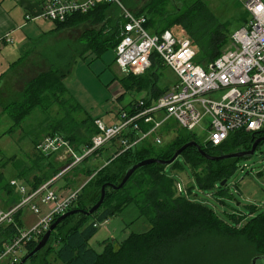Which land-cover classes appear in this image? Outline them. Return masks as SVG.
Masks as SVG:
<instances>
[{
  "label": "trees",
  "instance_id": "16d2710c",
  "mask_svg": "<svg viewBox=\"0 0 264 264\" xmlns=\"http://www.w3.org/2000/svg\"><path fill=\"white\" fill-rule=\"evenodd\" d=\"M123 3L127 7L136 6L132 0ZM237 6H241V3L237 2ZM135 12L148 15L146 26L153 31H174L180 28L194 43L198 62L214 60L231 43L233 31L230 32L227 22H221L203 0H148ZM243 15L246 17L242 19L241 26L247 22V12L244 11ZM72 20L99 26L84 32L80 41L73 45L76 53L83 49L100 55L109 49H115L120 41L124 20L122 9L117 4L101 3L87 13H77L66 21L57 23L61 26ZM44 57L48 60L49 67L32 77L23 90L17 93V99L3 104L6 119L12 120V124L3 134L24 129V133L29 137L33 135L32 140L36 146L45 136L59 133L81 153L83 148L91 145L92 136L98 132V128L94 123L95 119L87 114L65 84V78L72 70L75 57L70 52L54 55L49 51H46ZM22 59L23 56L13 64ZM151 59L152 65L144 74L119 78L121 86L127 91L146 93L144 97L147 103L164 94L171 82L168 79L161 80L160 70L167 67L162 64L156 52L152 53ZM4 75L5 73L0 76V80ZM131 106L132 101L126 108L131 110ZM39 115H45L43 120L48 122L47 126L37 122ZM2 121L4 122L5 118H1L0 123ZM149 126L142 123L143 129ZM36 129H40V133L32 134L31 130L37 132ZM184 130L179 131L174 142L160 151L154 150L150 140H145L120 154L118 148L112 151L103 167L89 170L90 180L81 188L77 200L68 210H89L99 200L102 185L119 184L126 170L133 164L151 157L169 159L185 143L197 141L190 131ZM259 135L260 132L236 130L218 146L197 142L208 154L219 155L249 150ZM103 150L105 147L100 148L97 153L101 155ZM38 154L36 160H45L50 164L56 157L45 156L39 152ZM181 155L191 166L202 189L214 187L224 179L228 180L240 160H210L204 157L196 146L187 147ZM70 161L71 159L67 160V163ZM24 165L25 163L19 164L18 171L21 172L16 176L30 184L26 177L27 170L20 169ZM165 168L166 166L160 163L148 164L138 168L120 189L107 188L102 205L94 213L86 215L78 212L66 217L52 231L47 245L26 264H50L46 259L43 262L38 261L43 252L55 253V258L63 264H192V261L195 264L198 260L201 264H253L254 259H257V264H264V211L246 218L239 214L233 215L238 227L230 226L214 209L191 200L190 196L178 193L175 179L167 175ZM36 179L35 183L30 184L33 189L47 181L43 177L37 178V175L34 180ZM11 180L13 179L8 181L0 172V191L6 190L15 205L20 202V198L19 195H14ZM188 192L191 190L188 189ZM130 204L137 205L141 217L148 221L149 228L132 232L118 247L109 242L103 252H97L90 246L89 241L98 231L99 225ZM56 219L57 217L54 221ZM0 231L1 251L3 244L15 235L16 227L10 223L4 227L0 226ZM38 242L34 240L29 243L26 254L31 252ZM241 244L253 253L251 263L246 260L244 263H232L231 260L226 262L228 253ZM220 250L224 252L222 257Z\"/></svg>",
  "mask_w": 264,
  "mask_h": 264
},
{
  "label": "built area",
  "instance_id": "2783aa9c",
  "mask_svg": "<svg viewBox=\"0 0 264 264\" xmlns=\"http://www.w3.org/2000/svg\"><path fill=\"white\" fill-rule=\"evenodd\" d=\"M105 2L122 6L124 22L114 62L121 77L144 74L152 65V53L156 52L162 64L173 72L174 80L164 94L150 103L144 97L146 93H140V97L130 100L132 111L126 108L130 102L121 106L117 110L119 121L114 124L96 118L94 123L98 132L92 136L91 145L83 148L81 153L62 134L45 136L37 144L39 153L56 155L62 160L71 159L55 179L86 157L100 155L97 151L116 139L120 144L118 154L145 140L162 143L160 130L170 118L188 131L205 122L210 133L205 144L214 146L224 143L236 130L264 135V0L240 1L248 16L247 22L232 33L233 47L204 63L196 61V47L185 33L180 35L169 29L153 31L146 26L148 15L131 11L122 0H44L40 12L28 13L26 19L64 22L74 14L87 13ZM4 39L13 42L9 35ZM215 93H221L220 97H212ZM161 112L166 113L162 119ZM142 123L150 126L143 129ZM55 179L29 190L17 180H11L13 186L19 185L25 196L9 210H0V223L7 222L16 227L15 235L3 244L0 264L20 263V252L27 251V245L34 240L39 241L54 219L77 200L85 184L71 190L69 197L65 198L50 190ZM176 189L178 193L190 194L180 182H176ZM25 205H30L37 216L43 214L42 206L49 209L32 225L18 227L14 215Z\"/></svg>",
  "mask_w": 264,
  "mask_h": 264
},
{
  "label": "rangeland",
  "instance_id": "374dc122",
  "mask_svg": "<svg viewBox=\"0 0 264 264\" xmlns=\"http://www.w3.org/2000/svg\"><path fill=\"white\" fill-rule=\"evenodd\" d=\"M136 3L134 7H127L137 11L141 9L148 0H132ZM208 4L211 10L216 14L221 22H227L230 32L241 26L242 19L246 17L244 9L241 6H237V2L241 0H203ZM122 2H128V0H122ZM241 3V2H240ZM124 4V3H123ZM128 4V3H126ZM128 6H131L128 4ZM122 9V6H120ZM44 18L37 22L41 29V36H43L38 42L40 45L34 46L36 50L46 48L49 53L55 49V43L51 42L52 39L56 41L58 45L69 46L71 42L80 41L81 36L84 35L90 28H98L99 26L92 25L88 22L70 21L67 24L61 25V27L78 26L72 30L66 31L63 38L53 37L58 36L62 33V29H59L55 22L52 20L47 21ZM177 34L182 35V30L176 28L174 30ZM39 39V38H38ZM78 41V42H79ZM48 43V44H46ZM46 44V45H43ZM54 46V47H53ZM23 46L16 47L14 61L19 60L23 57V60L27 57L31 47H26L23 50ZM33 47V48H34ZM233 47L232 42L227 47ZM46 49L45 52L47 51ZM28 50V51H27ZM47 51V52H48ZM76 54L74 64L70 74L65 78V84L69 88L75 99L83 106L87 114L93 119L101 118L108 124H114L118 122L117 110L124 104H128L133 98L140 97L141 94L126 89L121 86L119 78L122 76L115 68L114 62L116 58L115 49H109L104 53L97 55L92 51H81ZM54 54V53H52ZM45 62H48L47 60ZM44 68L33 67L31 64L26 65V69H22V75L18 77L12 76L10 78V87H4L3 93H0V119L5 118V121L0 123V172L6 176V179H15L20 184L28 185L26 181L17 178L18 166L20 163L24 166L20 167L22 171L27 170L26 177L29 179L31 184L37 181L34 180L35 176L43 177L44 180L51 181L55 179L60 171L63 170L67 160H62L59 157L52 159V163L48 161L36 160L39 156L37 145L33 143L31 135L28 136L24 133V129H17L12 133L3 134L5 130L12 124V120H7L6 115L3 112V104L7 101L17 99L18 92H21L30 78L37 75L40 70ZM161 80L166 79L174 80V74L170 69L160 70ZM13 90V94L10 98H6V90ZM5 90V92H4ZM221 93H215L212 95L214 98H219ZM160 118L166 116L165 112L159 114ZM45 115H39L38 121L43 125L47 126L48 122L43 120ZM36 124V120H35ZM44 127V126H42ZM32 134L35 135L40 133V129L31 130ZM179 131H185L174 118H170L164 128L160 130V138L162 143H153L155 151L166 149L176 139ZM190 133L199 141L201 144H205L209 138L208 126L205 122L200 123ZM43 139V138H42ZM119 141L114 140L111 144L105 146L101 155H91L85 161H82L77 166L69 169L64 175L59 176L52 183L50 190L55 192L57 195H62L68 198L71 190H76L81 184H84L90 180V171L103 167L108 158L112 155V151L119 148ZM243 167V168H242ZM91 169V170H90ZM90 170V171H89ZM165 171L169 177L175 179L176 182H180L184 189H190L189 198L191 200L202 203L217 213V215L223 219L230 226L238 227V223L233 215H243L251 217L257 215L259 212L264 211V141L260 144L252 156L241 158L237 161V167L233 174L228 177L227 184L222 186L217 183L214 187L202 189L200 188L196 175L192 170L191 166L186 162L183 155H179L174 163L166 166ZM44 182V183H46ZM43 183V184H44ZM29 184V185H30ZM42 185V184H41ZM40 185V186H41ZM39 186V187H40ZM222 186V187H221ZM38 187V188H39ZM18 185L14 186V195H19L20 201L24 198L25 194L21 192ZM185 196L187 193H183ZM12 198V197H11ZM10 195L6 190L0 191V210L7 211L13 202L10 200ZM40 200H36L39 202ZM35 202V203H36ZM48 206H42L43 214L37 216L30 208V205H25L21 211L15 213L14 218L19 227H28L33 223L37 222L39 217L44 216L47 213ZM246 221V220H245ZM244 221V224L246 223ZM7 222H1L0 226H7ZM148 221L141 217L140 210L135 204L128 205L121 212L113 215L107 221L99 225L98 231L90 239L89 244L97 252L101 253L105 249V245L109 242L113 243L115 247H118L121 242L126 240L132 232H141L149 228ZM2 231H0V237ZM1 240V239H0ZM222 251V250H220ZM27 251H21L20 256H25ZM220 256L224 252H219ZM253 253L251 254L247 247H243L241 244L233 252H229L225 258L226 262L231 260L232 263L244 260L251 263ZM44 259L48 260L50 264H63L60 260L55 258V253L43 252L39 255L38 261L43 262ZM38 261L36 263H38ZM193 264V261H192ZM195 264H201L195 262Z\"/></svg>",
  "mask_w": 264,
  "mask_h": 264
},
{
  "label": "crops",
  "instance_id": "0c3cea01",
  "mask_svg": "<svg viewBox=\"0 0 264 264\" xmlns=\"http://www.w3.org/2000/svg\"><path fill=\"white\" fill-rule=\"evenodd\" d=\"M43 2L44 0H0V76L3 73H5V75L0 80L1 94L3 93L4 87L5 88L8 86L10 87V83H12V81H10V78H12V76L13 78L15 76L19 78V76L22 75V69L25 70L27 64L28 65L31 64L33 67H35V69L39 68L40 66H43L44 68H42L40 72L46 70L49 67V62H45L46 58L44 57V54H46V52L45 50H43L46 49L47 47L46 48L44 47L41 50H36L34 47L36 45L42 44L38 42L43 36H41V29L40 26L37 24V22L42 20L43 18L37 20L26 19V14L28 13L31 14L39 13L41 6L43 5ZM52 22H55L59 27V29H62L61 34H59L58 36L53 35V37H57L59 39L63 38L66 31H68L69 29L72 30L75 27L80 26V25L78 26L74 25V26H69L67 28V27L59 26L56 21H52ZM7 35L11 36V38L13 39L12 43L6 42V40L4 39ZM56 41L59 40L52 39L51 42H48V43H55L54 46H56L55 49L54 50L52 49L50 53H54V55H56L58 53L70 52L74 56L78 54V52L76 53V51L73 48V45L78 41L71 42L70 45L67 47L64 45H58ZM20 46H23L21 49L23 51L26 47H31V49H28L30 51L28 52V55L24 60L22 59L20 62L13 64L14 62L18 61V60L14 61V58L16 56L15 50L16 47L19 48ZM82 50L83 49H81V51ZM12 94H13V90L8 89V92L6 90L5 96L6 98H10ZM26 183L28 184L26 185V187L29 190L31 186L29 185L28 182ZM12 206H14V204L10 205V207Z\"/></svg>",
  "mask_w": 264,
  "mask_h": 264
},
{
  "label": "water",
  "instance_id": "95a60500",
  "mask_svg": "<svg viewBox=\"0 0 264 264\" xmlns=\"http://www.w3.org/2000/svg\"><path fill=\"white\" fill-rule=\"evenodd\" d=\"M264 141V135L258 137L254 143L252 144V147L249 150H237V151H232V152H228V153H224V154H219V155H210L207 152L204 151V149L201 147V145L197 142V141H189L187 143H185L184 145H182L180 148H178L175 153L173 154V156L169 159H157V158H146L144 160H141L135 164H133L130 168H128L125 172V174L123 175L121 181L119 182V184H114V183H105L102 185L101 187V194H100V198L99 200L91 207L89 208V210H76V209H72V210H68L65 213L61 214L60 216L57 217V219L51 224L50 228L44 233V235L42 236V238L39 240V242L37 243V245L35 246V248L29 252L28 254H26L24 256V258L21 260V262L19 264H26V262L33 257L34 255H36L38 252H40L48 243L52 231L56 228V226L62 221L64 220L66 217H68L69 215L81 212L84 213L86 215L92 214L94 213L103 203L105 196H106V190L107 188H111L112 190H117L120 189L121 187H123L126 182L129 180V178L133 175V173L140 167L146 166L148 164L151 163H160L163 164L165 166L172 164L179 155H181L182 151L184 149H186L189 146H196L200 153L206 157L207 159L210 160H223V159H229V158H244V157H248V156H252L255 151L257 150L258 146L261 144V142ZM227 183V179H224L220 185L224 186ZM253 264H257V259L253 260Z\"/></svg>",
  "mask_w": 264,
  "mask_h": 264
},
{
  "label": "bare ground",
  "instance_id": "6f19581e",
  "mask_svg": "<svg viewBox=\"0 0 264 264\" xmlns=\"http://www.w3.org/2000/svg\"><path fill=\"white\" fill-rule=\"evenodd\" d=\"M131 11H133V10H131ZM133 12H135V11H133ZM135 13H136V12H135ZM11 43H12V42H11ZM16 224H17V223H16ZM17 226L19 227V224H17ZM41 238H42V237H41ZM41 238H40V239H41ZM40 239H39V240H40Z\"/></svg>",
  "mask_w": 264,
  "mask_h": 264
},
{
  "label": "flooded vegetation",
  "instance_id": "af4514ba",
  "mask_svg": "<svg viewBox=\"0 0 264 264\" xmlns=\"http://www.w3.org/2000/svg\"><path fill=\"white\" fill-rule=\"evenodd\" d=\"M260 136H263V135H260Z\"/></svg>",
  "mask_w": 264,
  "mask_h": 264
}]
</instances>
